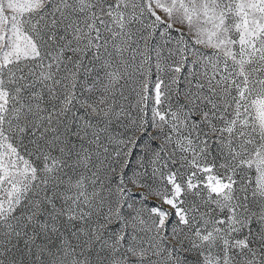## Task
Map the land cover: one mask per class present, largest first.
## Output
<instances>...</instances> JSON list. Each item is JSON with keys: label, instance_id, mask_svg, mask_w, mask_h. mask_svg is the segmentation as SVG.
I'll list each match as a JSON object with an SVG mask.
<instances>
[{"label": "snow or ice", "instance_id": "1", "mask_svg": "<svg viewBox=\"0 0 264 264\" xmlns=\"http://www.w3.org/2000/svg\"><path fill=\"white\" fill-rule=\"evenodd\" d=\"M0 264H264V0H0Z\"/></svg>", "mask_w": 264, "mask_h": 264}]
</instances>
